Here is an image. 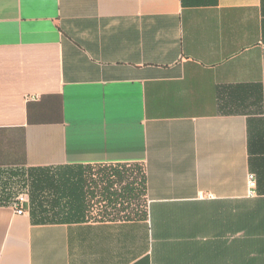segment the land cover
Here are the masks:
<instances>
[{"label":"crops","instance_id":"0c3cea01","mask_svg":"<svg viewBox=\"0 0 264 264\" xmlns=\"http://www.w3.org/2000/svg\"><path fill=\"white\" fill-rule=\"evenodd\" d=\"M67 167L129 215L0 204V264H264V0H0V184Z\"/></svg>","mask_w":264,"mask_h":264},{"label":"trees","instance_id":"16d2710c","mask_svg":"<svg viewBox=\"0 0 264 264\" xmlns=\"http://www.w3.org/2000/svg\"><path fill=\"white\" fill-rule=\"evenodd\" d=\"M15 182L0 184V204L11 205L20 187L27 183L29 212L42 222H81L90 211L85 180L77 169L14 170ZM20 186V187H19Z\"/></svg>","mask_w":264,"mask_h":264},{"label":"rangeland","instance_id":"374dc122","mask_svg":"<svg viewBox=\"0 0 264 264\" xmlns=\"http://www.w3.org/2000/svg\"><path fill=\"white\" fill-rule=\"evenodd\" d=\"M109 168V167H107ZM107 168H93V170H89V173L87 175V179L88 181H90L91 179H95L96 182H101L103 180H106V178L102 177L104 175H110L108 177L109 181H112L113 180V184H115V187L119 188L120 186H123L125 187V184H127V181L128 182H132V180H134V176H137V171H138V168L134 167V166H127L126 169L128 171H124V173H132V175L129 176V178L127 177V175H125V177H119L117 175V173L114 171V168H110L107 170V172H103V171H106ZM133 171V172H132ZM122 172V171H121ZM121 181L123 183H121ZM91 183L94 184V182L91 180ZM26 184V183H25ZM96 185V184H94ZM98 186V184H97ZM96 186V187H97ZM25 187H27V190L29 192V189L30 187L29 186H25V185H22V187H20L21 189H24ZM128 188L130 187V185L128 184L127 186ZM136 199H137V195H132V202H134L136 204ZM127 200L126 198V194H124V200L125 201ZM121 203V206L122 207H119L120 209L116 210L114 208H105L104 206H99V208H96V209H90L89 213L87 214V217L88 219L90 218H98V217H109V216H114V215H129V213L126 211L128 208H126L128 206V202H123ZM120 203V202H119ZM103 205V204H102ZM116 204H114L113 206H115ZM133 206V205H132ZM139 206H140V202H139ZM119 212V213H118ZM123 212V213H121ZM121 213V214H120Z\"/></svg>","mask_w":264,"mask_h":264},{"label":"built area","instance_id":"2783aa9c","mask_svg":"<svg viewBox=\"0 0 264 264\" xmlns=\"http://www.w3.org/2000/svg\"><path fill=\"white\" fill-rule=\"evenodd\" d=\"M249 184H254V176L253 174L249 175L248 179ZM29 202V192L27 187L24 189H19L15 197L13 198L11 205L17 214H23L27 211Z\"/></svg>","mask_w":264,"mask_h":264}]
</instances>
